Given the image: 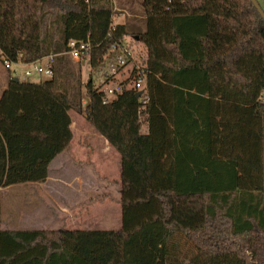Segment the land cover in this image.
<instances>
[{
  "label": "trees",
  "instance_id": "obj_1",
  "mask_svg": "<svg viewBox=\"0 0 264 264\" xmlns=\"http://www.w3.org/2000/svg\"><path fill=\"white\" fill-rule=\"evenodd\" d=\"M71 40L93 46L84 87ZM133 43L149 102L127 89L104 104L125 68L116 47ZM0 50L13 64L54 56L37 83L0 60V190L46 181L75 112L121 157L122 209L118 231H0V264H264V19L251 0H0Z\"/></svg>",
  "mask_w": 264,
  "mask_h": 264
},
{
  "label": "rangeland",
  "instance_id": "obj_2",
  "mask_svg": "<svg viewBox=\"0 0 264 264\" xmlns=\"http://www.w3.org/2000/svg\"><path fill=\"white\" fill-rule=\"evenodd\" d=\"M264 11V0H256ZM123 14L118 13L114 18L115 23H119V18ZM131 42L132 40L129 39ZM146 50L143 45L133 43L130 49L129 63L125 73L132 69L134 65H141L145 57ZM70 71L76 74L81 81L82 87L87 84L90 76V70L86 63L78 60L68 59ZM8 73L0 63V92L7 86ZM21 82L37 83L40 80L36 77H30ZM83 89V88H82ZM83 104H86V92L83 89ZM73 121L72 131L73 151L70 154H63L56 158L52 164L51 173L55 177L52 181L41 185L25 187L20 192H33L38 198L30 204L31 214L25 217V223L28 222L36 228L47 229L52 221L56 222L54 228L59 227L66 218L64 212L77 211L79 205L87 210L83 216L87 217L88 225L85 227L94 229L102 225H108L109 228L121 229L122 214L120 200V187L118 181V169L116 162L112 158L97 157L96 153H101V137L92 131L82 115L75 112L70 113ZM144 120V118H142ZM145 126V124H144ZM102 140V139H101ZM77 177L78 179H73ZM19 191L17 188L0 190V231L14 226L23 227V222L19 220L22 200L19 201ZM67 209V210H66ZM119 209V210H118ZM28 211V212H30ZM70 215H74L71 214ZM77 214H75L76 216ZM16 221H20L16 224ZM119 222V223H118ZM5 223L7 225H5ZM37 224V225H36ZM108 229V228H104Z\"/></svg>",
  "mask_w": 264,
  "mask_h": 264
},
{
  "label": "built area",
  "instance_id": "obj_3",
  "mask_svg": "<svg viewBox=\"0 0 264 264\" xmlns=\"http://www.w3.org/2000/svg\"><path fill=\"white\" fill-rule=\"evenodd\" d=\"M111 29L114 30V26ZM124 48L125 47L122 45H118L116 47L115 54L118 55H115V60L119 65H125V68H127L126 66L129 63L130 52L126 51L127 49L125 48V50ZM92 50L93 46L90 41L78 42L71 40L68 43V52L66 55L69 59L75 61L78 60L82 63L85 61L87 64ZM120 52H123V54H119ZM0 60L3 61L4 68L12 72V78L17 79L18 81H20L21 78L23 81H26L28 78L33 76H36L37 78L46 77L49 79L54 77V72L52 69L54 56L47 57L41 62L35 63L33 65L13 64L5 58L4 53L0 50ZM125 68L122 73L118 74L116 70L111 73L114 78L119 79L120 81H117L116 84L110 82L103 85V103L109 104L123 91L129 89L134 90L136 93H141L140 99L142 104H147L149 102V92L147 86L148 72L146 67L143 64L134 65L132 69L127 71V73H125ZM261 100L264 102V95L262 96ZM141 124V132L143 134H147L148 123L141 119Z\"/></svg>",
  "mask_w": 264,
  "mask_h": 264
},
{
  "label": "crops",
  "instance_id": "obj_4",
  "mask_svg": "<svg viewBox=\"0 0 264 264\" xmlns=\"http://www.w3.org/2000/svg\"><path fill=\"white\" fill-rule=\"evenodd\" d=\"M118 18H119V21H120L119 23H125L124 16H121V17H118ZM71 129H72V127H71ZM92 131H94V130H92ZM94 132H96V131H94ZM101 139H100V141L102 142L101 143V145H102V147H101V153L99 151L98 153H96V155H98L97 156L98 158L101 157V154L104 155V157H106V158H108V157L110 158L111 157L112 160H114L116 162L117 169H118L117 170L118 171V178H117L118 181L117 182L119 183V187H120V200L119 201H121V181H120L121 157H120V155L114 149L111 148V146H110V144L108 143L107 140H105L103 137H101ZM72 151H73V141L71 143V147L65 153H63V154H67L68 155ZM54 161H56V159ZM54 161L52 162V164L54 163ZM52 164L50 165L48 178L46 179L45 182L35 183V184H26V185H18V186H15L14 187V188H17L18 189L19 196H21V198H20L19 201L22 200V205H21V210L19 212L20 213L19 220H21L23 222V225L24 226L21 227V228H18V229L15 228L14 226H11L10 228H6V230H11V231H13V230H16V231H34V230H36V231H38V230L45 231V230H57L59 228H65L66 230H69V231H118V229H114L116 226L114 228H109L108 225H102L101 227L94 228V229L93 228L92 229H89V228L85 227L86 225H88L90 223H88L87 217L86 216H83V213H86L87 210L82 205H79V207H78V208H80L79 211H78L79 213H76L77 212V211H75L76 209L73 210V211H68L66 209L67 212L66 213L64 212L66 218L62 221L61 225H59V227H57V228H54V226H51V225H56L55 224L56 222H54V221H52L50 223V225H48L47 229H43V230L40 229V228H36V226H33L32 224H29L28 222L25 223L24 218L25 217H29V214H31V211H32V210L30 211V208L31 207L30 208H28V207H29L30 204H33L35 198H38V197L33 192L30 193V190H28V192H23L22 193V192H20V189L25 188V187H29V189H31V187H33V186L41 185V184H44L46 182L52 181L54 179L53 177H55L53 175V173H51V170H52L51 166H52ZM73 179L75 180V179H78V178L77 177H74V178H72V180ZM11 188H13V187H11ZM11 188H7L6 189V192L8 190H10ZM119 204H120V202H119ZM28 211H30V212H28ZM70 213L71 214H74V215H70ZM75 214H77V215L75 216ZM121 214H122V209H121ZM18 222H20V221H16V224ZM5 225H7V224L5 223ZM104 228H108V229H104Z\"/></svg>",
  "mask_w": 264,
  "mask_h": 264
},
{
  "label": "water",
  "instance_id": "obj_5",
  "mask_svg": "<svg viewBox=\"0 0 264 264\" xmlns=\"http://www.w3.org/2000/svg\"><path fill=\"white\" fill-rule=\"evenodd\" d=\"M252 3L254 4L255 8L258 10V12L260 13V15L262 16V18L264 19V11L262 10V8L260 7V5L258 4V2L256 0H251ZM14 81L16 83H18L19 81L17 79H14ZM141 97V93H137L136 94V98L139 99Z\"/></svg>",
  "mask_w": 264,
  "mask_h": 264
}]
</instances>
